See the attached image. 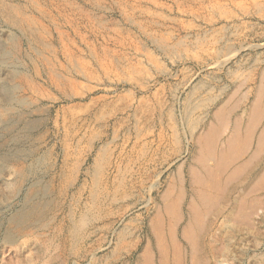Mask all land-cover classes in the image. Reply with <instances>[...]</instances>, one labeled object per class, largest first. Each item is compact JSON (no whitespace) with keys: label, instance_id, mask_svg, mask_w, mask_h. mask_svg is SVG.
<instances>
[{"label":"rangeland","instance_id":"1","mask_svg":"<svg viewBox=\"0 0 264 264\" xmlns=\"http://www.w3.org/2000/svg\"><path fill=\"white\" fill-rule=\"evenodd\" d=\"M263 131L264 0H0V264H264Z\"/></svg>","mask_w":264,"mask_h":264},{"label":"bare ground","instance_id":"2","mask_svg":"<svg viewBox=\"0 0 264 264\" xmlns=\"http://www.w3.org/2000/svg\"><path fill=\"white\" fill-rule=\"evenodd\" d=\"M260 95V94H259ZM257 97H258V95H257ZM257 99V98H256ZM255 106V105H254ZM256 107V106H255ZM251 108H253V107H251ZM257 108V107H256ZM257 111V110H256ZM255 118H257L258 119V117H255ZM254 118V119H255ZM241 120V119H240ZM254 121H256V120H254ZM250 122V121H249ZM257 122V121H256ZM236 124H237V122H236ZM236 124H234V127H235V125ZM255 125H256V123H255ZM236 126H239V123L236 125ZM233 127V129H235ZM238 128V127H237ZM232 129V130H233ZM249 129V128H248ZM240 130V129H239ZM246 131H247V129H246ZM261 131V130H260ZM235 132V131H234ZM264 132V131H263ZM260 133V132H259ZM234 134V133H233ZM218 135V134H217ZM252 135V134H251ZM258 135V134H257ZM262 135V134H261ZM264 135V134H263ZM232 135H230V137H231ZM209 137V136H208ZM234 137V136H233ZM251 137V136H250ZM213 138H214V136H213ZM228 138V137H227ZM210 139V137L207 139V141ZM216 139V138H215ZM229 139V138H228ZM227 139V140H228ZM239 139V138H238ZM249 139V138H248ZM261 139H263V137L261 138ZM232 140H233V138H232ZM235 141H236V139H234ZM250 140V139H249ZM258 139H256V141H257ZM213 141V140H212ZM214 141H216V140H214ZM255 141V142H256ZM203 142V141H202ZM260 142V141H259ZM257 143V142H256ZM205 145H206V143H204ZM260 144V143H259ZM263 144V143H262ZM230 145V144H229ZM260 146V145H259ZM211 147V146H210ZM229 147V146H228ZM256 147V146H255ZM218 148H219V146H218ZM226 148V147H225ZM261 148V147H260ZM221 149V148H220ZM227 149V148H226ZM219 151H222V150H219ZM254 152V151H253ZM259 152V151H258ZM219 153V152H218ZM204 154V153H203ZM220 155H221V153H219ZM254 154V153H253ZM253 154L251 155V156H253ZM258 154V153H257ZM229 155V154H228ZM257 156V155H256ZM204 157V156H203ZM202 157V158H203ZM220 158H222V157H220ZM227 158V157H226ZM204 159V158H203ZM228 159V158H227ZM227 159H225L226 160V162H227ZM232 159H234V158H232ZM251 159H252V157H251ZM224 160V161H225ZM229 160H231V158L229 159ZM253 160V159H252ZM225 162V163H226ZM220 163V162H219ZM209 165V164H208ZM246 165H248V160H246V161H244V162H242V163H240L238 166L236 165V167H237V169L238 170H240L241 171V169H244V167L246 166ZM225 167V166H224ZM235 168V167H234ZM199 170V169H198ZM207 170H209V168L207 169ZM235 170V169H234ZM245 170V169H244ZM263 171V170H262ZM220 172V171H219ZM198 173V174H197ZM193 172V174H191V176L193 177V181H192V184H194V185H197L196 186V188H194V192L192 193L193 194V196H194V198H193V201L191 202V203H189V212L192 214L193 212H195L194 210H195V207H196V202L197 203H200L201 205H205V204H207L208 202H206L208 199L206 198V194H205V191H208V190H206L205 189V191H204V189H201V186H200V179H199V177H202L201 175H199V172ZM210 173V172H209ZM231 173V172H230ZM259 173H260V171H259ZM205 174V173H204ZM211 174V173H210ZM232 174V173H231ZM213 175V174H212ZM238 175V174H237ZM211 176V175H210ZM234 176V175H233ZM258 176H260V175H258ZM206 177V176H205ZM228 178V177H227ZM226 178V179H227ZM257 179H258V177H256ZM259 178H261V177H259ZM202 179V178H201ZM204 179H206V178H204ZM203 179V180H204ZM232 179V178H231ZM249 179V178H248ZM252 179V178H251ZM256 179V180H257ZM254 180V179H253ZM231 181V180H230ZM258 181V180H257ZM206 182V181H205ZM204 182V183H205ZM253 182V181H252ZM191 184V183H190ZM250 184H251V182H250ZM180 186V185H179ZM200 186V187H199ZM252 186V185H251ZM208 187V186H207ZM207 187H205V188H207ZM212 187V186H211ZM261 187V186H260ZM250 188V187H249ZM215 189H213V190H211V191H214ZM218 190V189H217ZM181 191V190H180ZM191 191V190H190ZM210 191V190H209ZM208 191V192H209ZM169 193V192H168ZM167 193V194H168ZM192 196V195H191ZM192 196V197H193ZM210 196V195H209ZM172 197V196H171ZM170 198V197H169ZM173 199V198H172ZM181 199H182V193L181 192H179V195L178 196H176L174 199H173V202H175V204L173 205L174 207H175V210H177V208H178V206H179V202L181 201ZM236 199V201H238L237 200V198H235ZM238 199H239V197H238ZM241 199H242V197H241ZM169 201V200H168ZM243 201V200H242ZM211 202V201H210ZM231 202V201H230ZM211 203H213V202H211ZM211 203H210V205H211ZM242 203V202H241ZM244 203V202H243ZM199 205V204H198ZM232 205V204H231ZM169 206H172L170 203H167V202H165V209H167ZM180 207V206H179ZM213 207H214V205H213ZM235 207V206H234ZM210 209V208H209ZM234 210V209H233ZM239 210V209H238ZM198 211V210H197ZM208 211V210H207ZM241 211V210H240ZM239 211V212H240ZM168 212V211H167ZM230 212H231V210H230ZM236 213V212H235ZM200 214V213H199ZM199 214H197V215H199ZM192 215H194V217H195V215L196 214H192ZM233 215V214H232ZM239 215H240V213H239ZM229 216V215H228ZM193 217V216H192ZM230 217V216H229ZM240 217V216H239ZM192 219V218H191ZM195 219H196V217H195ZM179 220V219H178ZM177 218H176V223H177ZM235 220V219H234ZM189 221V220H188ZM196 221V220H195ZM238 221V220H237ZM189 224H190V221H189ZM191 225H193V224H191ZM169 226H170V224H169ZM182 226H184V225H182ZM187 226H189L188 224H187ZM186 226V227H187ZM173 228V227H172ZM172 228L170 229V230H172ZM189 228H191V227H189ZM166 229H168V228H166ZM184 229H186V228H184ZM169 230V232H171ZM188 231H190V229H187ZM186 230V231H187ZM186 231H183L182 230V233H180V235H183L185 238H187L188 236L190 237V234L188 235V231H187V235H186ZM181 232V231H180ZM191 232H192V230H191ZM163 233V232H162ZM165 233V232H164ZM190 233V232H189ZM168 234V233H167ZM192 234V233H191ZM159 236V235H158ZM175 237V236H174ZM183 237V238H184ZM173 239V238H172ZM175 240V239H174ZM194 240V239H193ZM213 240V239H212ZM169 241V240H168ZM188 241V240H187ZM198 241V240H197ZM206 241V240H205ZM196 242V241H195ZM159 243V242H158ZM198 243H199V241H198ZM206 243V242H205ZM211 243V242H210ZM210 243H209V246H210ZM160 244V243H159ZM166 244H167V241H166ZM175 244V246H176V242L174 243ZM222 244V243H221ZM156 245V244H155ZM220 245V244H219ZM163 247H164V245H162ZM168 246H166V248H167ZM192 247V246H191ZM190 247V249H192ZM196 246H194V248H195ZM213 247V246H212ZM211 247V248H212ZM165 248V250H167ZM193 248V249H194ZM215 248V247H214ZM216 248H218V247H216ZM215 248V249H216ZM219 248H220V246H219ZM223 248V247H222ZM161 249V248H160ZM163 249V248H162ZM199 249H200V245H199ZM214 249V250H215ZM178 250H180V249H178ZM158 251V250H157ZM162 251V250H161ZM176 251V253L175 254H177V250H175ZM195 251V250H194ZM198 251V250H197ZM211 251V250H210ZM213 251V250H212ZM221 251V250H220ZM223 251H224V249H223ZM160 252V251H159ZM199 252V251H198ZM174 253V252H173ZM211 253V252H210ZM205 255H206V253H205ZM212 255V254H211ZM159 256V255H158ZM161 256V255H160ZM175 256V255H174ZM178 257V256H177ZM191 257H192V255H191ZM194 257V256H193ZM198 257H200V256H198ZM198 257H196V258H198ZM216 257V256H215ZM167 257H165V259H166ZM204 258H206V256L204 257ZM178 258H174V260H177ZM194 259V258H193ZM181 260V259H180ZM198 260V259H197ZM161 261V260H160ZM201 261V260H200ZM216 261V260H215ZM198 262V261H197ZM165 263H166V261H165ZM196 263V262H195ZM194 263V264H195ZM201 263V262H200ZM162 264H164V262L162 263ZM217 264H219V263H217Z\"/></svg>","mask_w":264,"mask_h":264}]
</instances>
